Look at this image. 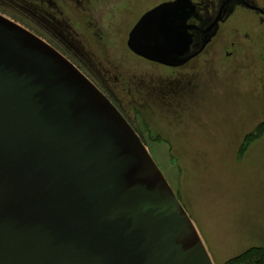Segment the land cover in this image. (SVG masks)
Segmentation results:
<instances>
[{"label": "water", "instance_id": "water-1", "mask_svg": "<svg viewBox=\"0 0 264 264\" xmlns=\"http://www.w3.org/2000/svg\"><path fill=\"white\" fill-rule=\"evenodd\" d=\"M194 12L191 0L160 3L128 46L180 65L170 50L191 43ZM0 264H215L117 106L57 48L2 13Z\"/></svg>", "mask_w": 264, "mask_h": 264}, {"label": "rangeland", "instance_id": "rangeland-1", "mask_svg": "<svg viewBox=\"0 0 264 264\" xmlns=\"http://www.w3.org/2000/svg\"><path fill=\"white\" fill-rule=\"evenodd\" d=\"M167 0H0V13L60 50L117 106L197 226L215 264L264 247V22L220 23L236 57L173 69L138 56L128 37ZM211 15V13H208Z\"/></svg>", "mask_w": 264, "mask_h": 264}, {"label": "flooded vegetation", "instance_id": "flooded-vegetation-1", "mask_svg": "<svg viewBox=\"0 0 264 264\" xmlns=\"http://www.w3.org/2000/svg\"><path fill=\"white\" fill-rule=\"evenodd\" d=\"M191 2L195 5V12L188 20V33L192 41L188 47L182 44L179 46V49L177 51L174 50L173 53V48H171L170 60L174 63H180V65L169 66L173 69H178L197 61L206 60L212 53L222 55V60L226 61H231L235 58L236 52L231 48V46L234 47L236 45L235 41L218 42L216 40L220 32L221 21L229 15L235 13H251L258 16L264 22V0H191ZM208 13H211V15H208ZM219 15H221L222 18L218 24L214 25ZM262 52H264V40L262 41Z\"/></svg>", "mask_w": 264, "mask_h": 264}, {"label": "trees", "instance_id": "trees-1", "mask_svg": "<svg viewBox=\"0 0 264 264\" xmlns=\"http://www.w3.org/2000/svg\"><path fill=\"white\" fill-rule=\"evenodd\" d=\"M263 134L264 123L261 124L254 133L247 135L242 150L251 142L263 136ZM228 264H264V247L251 248L238 257L231 259Z\"/></svg>", "mask_w": 264, "mask_h": 264}]
</instances>
